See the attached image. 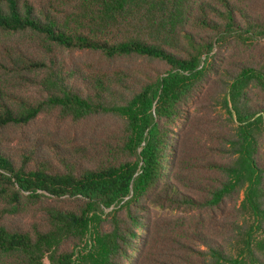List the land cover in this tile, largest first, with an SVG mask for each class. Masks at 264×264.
Wrapping results in <instances>:
<instances>
[{
    "label": "trees",
    "instance_id": "trees-1",
    "mask_svg": "<svg viewBox=\"0 0 264 264\" xmlns=\"http://www.w3.org/2000/svg\"><path fill=\"white\" fill-rule=\"evenodd\" d=\"M0 34V129L47 120L0 147V264H264V0H0Z\"/></svg>",
    "mask_w": 264,
    "mask_h": 264
},
{
    "label": "rangeland",
    "instance_id": "rangeland-1",
    "mask_svg": "<svg viewBox=\"0 0 264 264\" xmlns=\"http://www.w3.org/2000/svg\"><path fill=\"white\" fill-rule=\"evenodd\" d=\"M37 2H41L44 0H34ZM23 34H0V46H3L6 42H15L18 41ZM11 40V41H9ZM68 61H72L71 56H66ZM74 59V58H73ZM76 60V59H74ZM25 92L28 97L31 99H35L37 94L32 89H25ZM25 96V99L28 97ZM47 120L42 116L35 123L31 125V127H17V126H6L3 129H0V147L7 155H16L17 151L22 147L23 141L26 138L32 137L35 134L39 133L46 126ZM108 124V120H107ZM171 130V136L174 143L178 142L177 135L181 136L184 131H186V126L172 125L169 127ZM178 145V144H177ZM182 146V145H181ZM49 203V201L47 200ZM40 215L35 216L33 208L29 207L28 211L21 213L19 216L12 219L13 222H16L22 226H30L33 223H38L40 220ZM138 244V242H137ZM45 264H48L45 262Z\"/></svg>",
    "mask_w": 264,
    "mask_h": 264
}]
</instances>
